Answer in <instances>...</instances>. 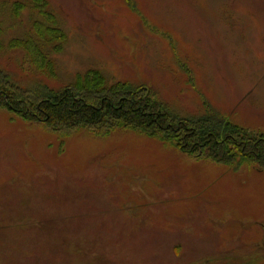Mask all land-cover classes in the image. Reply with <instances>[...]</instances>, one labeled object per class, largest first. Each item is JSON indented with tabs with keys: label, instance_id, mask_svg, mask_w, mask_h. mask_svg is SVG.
Segmentation results:
<instances>
[{
	"label": "rangeland",
	"instance_id": "rangeland-1",
	"mask_svg": "<svg viewBox=\"0 0 264 264\" xmlns=\"http://www.w3.org/2000/svg\"><path fill=\"white\" fill-rule=\"evenodd\" d=\"M46 1L66 35L54 78L10 49L46 19L0 0V69L24 89L99 71L183 116L207 106L264 134V0ZM0 264H264V170L2 108Z\"/></svg>",
	"mask_w": 264,
	"mask_h": 264
},
{
	"label": "trees",
	"instance_id": "trees-1",
	"mask_svg": "<svg viewBox=\"0 0 264 264\" xmlns=\"http://www.w3.org/2000/svg\"><path fill=\"white\" fill-rule=\"evenodd\" d=\"M31 8L47 22L36 21L32 33L13 40L10 49L21 50L24 62L37 75L55 77L53 54L63 49L65 33L46 0L17 3L14 15ZM152 90L129 83L110 86L99 71H89L75 83L54 90L38 85L24 89L0 69V109L6 108L56 131L93 129L104 133L116 128L137 130L174 144L199 159L241 168L264 170V134L250 131L206 106L205 114L183 116L160 102Z\"/></svg>",
	"mask_w": 264,
	"mask_h": 264
}]
</instances>
